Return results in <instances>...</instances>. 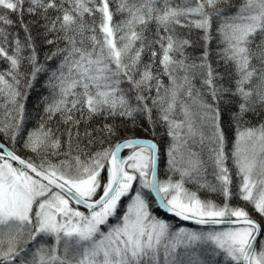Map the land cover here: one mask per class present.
Here are the masks:
<instances>
[{"label": "snow or ice", "instance_id": "6c2138e0", "mask_svg": "<svg viewBox=\"0 0 264 264\" xmlns=\"http://www.w3.org/2000/svg\"><path fill=\"white\" fill-rule=\"evenodd\" d=\"M226 3L0 0V59L9 65L0 71V136L22 140L39 161L0 145V264H217L221 255L226 264H264V225L232 203L239 197L264 220V123L239 127L245 113L264 109V0ZM13 13L23 41L8 31L17 23ZM26 13L40 16L54 37H45L56 45L45 63ZM193 30L202 34L199 55L189 51ZM214 40L227 76L212 64ZM41 74L49 94L30 126L26 101ZM236 97L229 153L224 105ZM154 108L170 138L166 179L160 146L134 137L111 143L112 124L99 126L98 149L81 147V124L136 113L150 119ZM93 131L83 133L90 144ZM187 183L220 202L202 199ZM154 208L208 230H173Z\"/></svg>", "mask_w": 264, "mask_h": 264}, {"label": "trees", "instance_id": "16d2710c", "mask_svg": "<svg viewBox=\"0 0 264 264\" xmlns=\"http://www.w3.org/2000/svg\"><path fill=\"white\" fill-rule=\"evenodd\" d=\"M239 4H240V0H227V3L224 5V8L228 9L231 7H238ZM25 7H27V5H25ZM49 15H54V13L50 12ZM10 18L13 21H17V23H15L13 26L8 28V31L13 35H18L20 39L23 41L25 38V31L18 22V15L13 13L11 14ZM23 23L29 26L40 62L45 63L46 57L50 55L52 51H55L56 48V45L46 44L45 37L47 36L48 39H53L54 37L45 31L44 28L45 21L40 16L30 15L26 13L23 17ZM213 33L215 34V26L213 28ZM201 35L202 34L196 30H193L191 33V39L193 41H196V45L195 48L189 49V51L193 52L196 55H199L201 51V47H200L201 41L199 39ZM60 46L63 47V44H61ZM216 48H217V44L216 41L214 40L211 45L212 64L214 67L217 68V70L220 73L225 74L227 76V73H229L231 69L225 67L223 62H220L219 65H217V57L215 54ZM47 63L50 67H54L58 63V60H52ZM8 66L9 65L7 61L0 59V71L7 70ZM21 70L25 72L28 71L27 64L23 65ZM227 82H228L227 79H225L224 83ZM164 83L165 84L167 83V77H164ZM195 83L197 87L200 86L199 78L196 79ZM48 94H49V89L47 87V77L46 75L41 74L38 80L34 83L33 87L29 90L28 99L26 101V110L28 113L27 122L30 124V126H35L39 122V117L43 114V107H44L42 98L48 96ZM152 95L153 96L156 95L155 90H153ZM238 101L239 98L236 97L232 100L231 103L225 102L224 105L225 114H224L223 127L227 135L226 147L229 153H231L232 143L235 140V135L237 130V123L231 119V112L238 111ZM148 103L151 104V101H148ZM229 109L231 111H228ZM58 120L59 117H56L54 119L53 126H55L56 121ZM105 123L112 124L117 131L116 136L108 137V140L111 143L118 142L126 137H134V138L145 137L157 143L160 146V163H159L160 178L166 179L168 176L172 175V173L169 172L168 170V165H167L168 158L166 156V150L170 143V138L167 135L168 129L167 126L160 120V113L157 109L155 108L153 109L152 116L150 119L145 114L136 113L134 114L133 118H123L117 116L115 118L105 119L103 117H99V118H94L87 125L81 124L79 126V131L81 133L82 148H85L86 151H95L101 146L99 126H102ZM262 123H264V109L257 107L254 111H250L244 114V116L239 121V127L247 128V127L259 126ZM86 126L88 127L89 131L95 129V131L92 132V137H91V139L95 141V144H90L88 139H85L83 137V133L85 131ZM61 131H63V126L61 127ZM0 140L4 142L9 148H14L18 155L26 159L32 158L37 160V162H39L35 154L30 153L24 149L22 140L18 141L15 144L11 143L3 136H0ZM53 159L55 160L56 158ZM228 166L229 168L232 169L233 172V190L236 191L239 185V178L235 175V168L232 165L231 160H229ZM173 178L176 180L180 179L178 174L175 175ZM208 179H211V176H208ZM186 187L191 191H198V194L202 199H213L216 200L217 203L220 202V199L215 194L204 190H198V185L194 183H187ZM232 203L233 205H239L241 207L247 208V210L251 213L253 218L256 219L258 222H260L262 225H264V220H262L261 217L256 212L253 211L251 205L246 204L244 201L240 200L239 197H235L232 200ZM154 214H156L159 218L164 219L166 222L172 225L173 230L179 227H186L193 231L208 230L207 226L182 223L174 218H171L170 216H167L159 208H154ZM260 239L264 240V236H261ZM257 248H259V241L257 242ZM214 260L217 262V264H226L222 255L215 257Z\"/></svg>", "mask_w": 264, "mask_h": 264}, {"label": "water", "instance_id": "95a60500", "mask_svg": "<svg viewBox=\"0 0 264 264\" xmlns=\"http://www.w3.org/2000/svg\"><path fill=\"white\" fill-rule=\"evenodd\" d=\"M135 138H138V137H135ZM139 138H140V139H145V140H150V139L145 138V137H139ZM0 145H6V144L0 140ZM6 146H7V145H6ZM159 209H160L164 214H166L167 216H170L171 218H174V219H176V220H178V221H180V222H182V223H188V224L196 225L194 222H191V221H182V220H180L179 218H177V217H175V216H173V215H171V214L166 213V211H165L164 209H162V208H159ZM199 226H203V225H199ZM216 227H220V226H216Z\"/></svg>", "mask_w": 264, "mask_h": 264}, {"label": "rangeland", "instance_id": "374dc122", "mask_svg": "<svg viewBox=\"0 0 264 264\" xmlns=\"http://www.w3.org/2000/svg\"><path fill=\"white\" fill-rule=\"evenodd\" d=\"M196 231H202V230H196Z\"/></svg>", "mask_w": 264, "mask_h": 264}]
</instances>
